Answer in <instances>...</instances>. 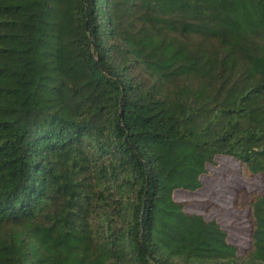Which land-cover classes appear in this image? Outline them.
Returning <instances> with one entry per match:
<instances>
[{
	"label": "trees",
	"instance_id": "1",
	"mask_svg": "<svg viewBox=\"0 0 264 264\" xmlns=\"http://www.w3.org/2000/svg\"><path fill=\"white\" fill-rule=\"evenodd\" d=\"M217 156L264 178V0H0V264H264V193L240 252L174 198Z\"/></svg>",
	"mask_w": 264,
	"mask_h": 264
},
{
	"label": "rangeland",
	"instance_id": "2",
	"mask_svg": "<svg viewBox=\"0 0 264 264\" xmlns=\"http://www.w3.org/2000/svg\"><path fill=\"white\" fill-rule=\"evenodd\" d=\"M202 186L194 192L177 190L176 200L186 201L185 210L202 214L205 218H215L227 231L228 240L239 247V252L248 246V225L246 208L233 205L240 189L264 193V178H245L239 172V164L226 156H217L213 165L202 175ZM241 201H246L243 194Z\"/></svg>",
	"mask_w": 264,
	"mask_h": 264
}]
</instances>
